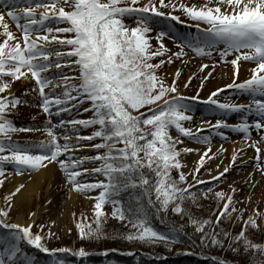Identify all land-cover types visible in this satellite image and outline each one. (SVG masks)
<instances>
[{
	"label": "snow or ice",
	"instance_id": "6c2138e0",
	"mask_svg": "<svg viewBox=\"0 0 264 264\" xmlns=\"http://www.w3.org/2000/svg\"><path fill=\"white\" fill-rule=\"evenodd\" d=\"M0 2L3 5V10H0V35L3 36L0 40V186L7 178L8 164L19 174L25 169L37 170L56 162L64 171L72 190L88 192L100 189L93 206L96 227L93 229L90 224L82 226L77 223L80 238H99L102 235L103 206L111 203L113 217L124 220L126 212L133 216L129 223L135 231L128 233L124 239L153 244L163 242L166 245L175 242L174 235L160 233L149 226L146 214L139 211V203L135 209H125L121 201L114 197L123 189L139 187L141 193L137 200L147 198L149 205L158 204L157 211L167 212L171 206L173 212L181 215L185 213V200L191 199L195 203L198 198L182 164V154L195 150L177 145L183 144L180 136L205 144H210L211 140L201 134V128L193 132L190 127L184 126V122L191 119L187 115L191 105L178 92L180 70L172 74L171 82L162 73L165 64L171 65L174 60L183 63L181 58L186 55L184 48L201 57H211L213 52H217L220 62L233 66V81L223 88L248 95L250 103H222L217 96L223 88H217L204 103L214 106V109L243 115L238 124L229 125L217 120L210 127L224 139L228 137L219 129L231 128L234 132L243 133L245 141L251 139L255 130L260 139L252 140L245 147L255 150L256 168L264 176V158L259 146L264 144V0H208V3L199 6L188 5L183 0L179 3L177 0H146L144 3L140 0ZM37 9L41 11L37 12ZM163 9L170 10L165 12ZM176 9L183 12L197 32L195 36L180 38L179 50L170 52L162 39L168 33L160 31L155 37L150 33L153 21L158 17L185 23L173 14ZM6 16L15 23L20 36L10 29ZM126 18L134 20L135 26L126 24ZM21 20L23 23H20ZM230 55L233 58L228 61L226 58ZM241 60L253 63L254 67L248 79L237 83ZM207 67V64H201L200 70ZM51 69L57 71L50 72ZM21 78H30L35 82L34 88L24 91L38 90L39 107L49 116L44 127L45 140L21 143L12 139V134L18 131L38 130L17 128L7 117V113L18 104L27 103L10 91L12 83ZM191 79L192 76L184 87ZM203 79H208V76ZM46 88L49 91L46 92ZM57 88L59 91H54ZM53 109L57 116L67 112L90 115L53 123L50 119ZM252 114L259 118L249 122L248 116ZM58 126L64 131H57ZM84 129L90 131L84 134ZM172 129L178 133L177 137L170 134ZM85 148L94 150L95 154L82 153L80 150ZM210 151L209 147L200 154L198 167L192 171L193 179L206 160L213 158L208 155ZM238 154H243V148L234 150L231 157L233 163ZM87 163H96L97 166L89 168L85 166ZM173 170L176 176L172 175ZM228 172L229 167H224L209 180L218 183ZM85 173L101 175L104 179L81 182ZM196 183L203 184L205 181L196 180ZM23 187L20 184L10 191L4 197L6 206L0 207V228L9 230V236L14 241L0 250V264H32L30 260H19V241H26L53 257L57 253L87 256L84 248L76 251L69 248L50 249L46 246V237L53 233L49 230L42 236L33 232L34 221L28 224L7 222L13 198ZM236 192L237 189L231 186L227 193L223 190L212 193L211 188L202 191L201 197L206 199L211 193L218 202L215 220L190 217L189 222L195 225V231L201 233L202 243L223 246V240L218 238L216 228L212 226L218 227L224 218L231 219L235 213L243 227L232 240L242 241L246 249L252 248L264 255V245L252 243L245 234L249 227L264 225V209L253 208L252 214L244 219L246 209L236 207L239 203L234 198ZM246 199L251 201V196ZM257 218L261 224H257ZM38 227L43 230L44 225ZM228 235V232L223 233L224 237ZM4 239L0 237V240ZM53 264L65 262L56 259ZM219 264L226 262L220 261Z\"/></svg>",
	"mask_w": 264,
	"mask_h": 264
},
{
	"label": "rangeland",
	"instance_id": "374dc122",
	"mask_svg": "<svg viewBox=\"0 0 264 264\" xmlns=\"http://www.w3.org/2000/svg\"><path fill=\"white\" fill-rule=\"evenodd\" d=\"M146 0H140V3H144ZM177 2H181V0H177ZM184 3L188 5L195 4L197 6L208 3V0H183ZM169 11L170 9H165ZM41 10H38V12ZM174 15H181L183 19H188L181 10L176 9L173 12ZM6 22L9 24L10 29L17 36H20L19 32L14 29V27L8 22L5 18ZM125 23L129 24L128 18L125 19ZM131 26H135V22L132 23ZM160 30L155 33V30L152 29L150 33L151 36L155 37ZM3 39V36L0 35V40ZM163 43L170 50V52H176L179 50V45L176 42L171 41L168 36H164ZM156 41L153 39V45H155ZM184 55L181 60H174V62L169 65L165 64L162 68V73L166 77L168 82H171L173 79V73L179 69L180 77L177 81L179 92L186 99L192 98L194 96H200L201 101H205L209 94L215 91L217 88H223L224 85L230 84L233 81V66L230 63L220 62V57L217 52H213L211 57H201L196 55L192 50L188 48H184ZM233 56H228L226 59L230 61ZM201 64H207L208 67L200 70ZM240 68L238 75L236 77V82L239 83L243 79L241 77L242 71L245 69L247 75H250V70L254 67V64L247 63L245 61H239ZM241 68L243 70H241ZM56 69H51L50 72H56ZM67 71V69H65ZM211 73V75H209ZM74 75L75 73H70ZM195 74V75H193ZM192 76L191 82L187 87H184L185 82L188 78ZM204 76H208V79L204 80ZM249 78V77H248ZM201 81H203V86L201 87ZM35 82L32 79H24L14 81L12 83V88L15 89V92L22 93L25 100L31 102V106L27 103H20L10 112H8L7 117L9 119H13L12 122L17 128H28V129H38L34 131H18L12 134V139L15 135H19L18 139L20 141H41L45 140L47 137L44 132V127L49 120L48 114H43L42 110L36 107L40 101L39 93L31 90L25 93V89L34 88ZM54 91H59V88L54 89ZM14 93V90H11ZM217 98L222 103H242L243 99H238L235 95V92L232 89L223 88L222 93H218ZM233 100V101H232ZM197 101V100H196ZM186 103H189L187 100ZM206 104V103H205ZM87 106V105H85ZM208 107L211 108L210 105ZM208 110V109H206ZM212 111V109H210ZM209 111V110H208ZM89 116L90 113H87ZM191 117L189 121L184 122L185 127H190L192 131H195L197 128H208L209 131L203 133L202 135H207L210 137L211 143L205 144L196 142L183 136L179 138L183 141V144L179 147H189L194 149L195 151L182 154V164L184 165L183 171L187 174V179L192 180L193 175L192 171L198 167V160L201 153L204 152L206 148H211V151L208 153L209 156L213 158L211 160H206L204 167L200 169V172L196 175V177H200L204 170L208 169L210 171H221L224 167H229V172L225 174L224 177L221 178V184L216 188V191L223 190L224 192L230 191L231 188L237 189V192L234 194V198L239 201L236 204V207L245 208L244 217L246 213H252L253 208L264 209V176H261L260 172L256 168V160H255V150L251 147H245L246 144H251L252 140H259V135L254 136L250 140L245 141L238 132H234L231 128H221L219 131H223L228 139L222 138L217 134L216 131L213 130L210 125H215L217 120H223L229 125H233L236 123L237 119L230 115L229 112H225L224 114H219L220 118L213 119L211 116H203L198 117L197 115H192L189 112L187 113ZM55 110L53 109V115L50 117L53 123H56ZM77 118V117H73ZM84 134H86L90 129L82 130ZM171 135L174 137L178 136V133L173 129L170 130ZM40 139V140H39ZM98 142V141H97ZM63 143V142H61ZM262 148L261 157L264 158V144L259 145ZM243 148V154H238L237 160L233 163L231 157L233 155L234 150ZM82 153L88 155H94V150L85 148L80 150ZM55 166L54 169V180L52 183L49 180H46L44 185L40 188H36L34 191V195L31 197L30 201L25 203L15 204V195L13 198L12 208L9 211V215L7 218V222H12L16 219L19 213H24L27 219H30L32 216L29 213H36L37 206H46L47 210L41 214V216L34 221L33 230L35 232H39L42 236H44L49 230L53 233V235L46 237V246L48 247H62V246H75V241L78 240L81 243L92 242L96 238H87L81 239L79 235V231L76 227L77 223H81L83 225L90 224L94 229L95 225V215L93 206L94 203H86L83 199V195L86 192H76L71 189V186L67 183L66 175L64 171L61 170L60 166L56 162H52ZM219 165V169L217 168ZM86 167L92 168L97 166L96 163H87ZM8 172L5 173L7 177L4 181L3 185L0 186V207H5L4 197L10 192L13 191L18 185L25 183H15L13 180L14 177L19 175L27 176L30 172L23 171L19 174L15 173V171L9 166ZM251 174V175H250ZM80 179V178H78ZM96 179H104L101 175H92L85 173L82 176L81 182H90ZM13 180V181H12ZM31 180V179H30ZM47 188H49L50 192L47 193ZM98 190V189H94ZM91 190V191H94ZM215 191V192H216ZM74 192L78 195L77 198L73 199L72 205L69 204L68 199L71 194ZM251 196V201H248L246 197ZM199 203V202H198ZM205 203H209V205H215L217 209V200L213 195H209L208 199ZM82 204L81 206H78ZM222 204V202H221ZM220 204V205H221ZM84 205V206H83ZM200 208L205 209L203 205L199 206ZM198 207V208H199ZM111 208V207H109ZM108 208V209H109ZM236 214L234 213L232 218L237 220ZM243 217V218H244ZM246 219V218H244ZM54 221V223H52ZM33 222V221H32ZM19 223V222H18ZM44 225L43 230H41L38 225ZM257 224H261V220L258 218ZM120 225V224H117ZM114 231V227H111L104 217L102 219L101 231L110 229ZM237 228V226H236ZM235 228V230H236ZM117 229L123 231V227L118 226ZM252 228H247L246 233L249 239H253L254 242H258L255 238V233L251 230ZM237 230H239L237 228ZM255 230L260 231L263 237L261 240L264 242V225L259 228H255ZM104 233H107L103 231ZM234 233V232H233ZM255 236V237H254ZM5 238L2 240L4 243L7 239V235L4 234ZM21 249V253L19 255V260L21 262L25 260H30L32 263L38 261L39 256H33L32 252L26 248V246L17 242ZM103 245H106L105 243ZM136 246H133L134 248ZM181 251H183L184 247H179ZM2 250V249H0ZM205 251V250H204ZM222 255V253H220Z\"/></svg>",
	"mask_w": 264,
	"mask_h": 264
},
{
	"label": "trees",
	"instance_id": "16d2710c",
	"mask_svg": "<svg viewBox=\"0 0 264 264\" xmlns=\"http://www.w3.org/2000/svg\"><path fill=\"white\" fill-rule=\"evenodd\" d=\"M172 175L176 176L174 171ZM193 186L192 191L197 194L198 198L195 203L191 199L185 200L183 204L185 213L183 215L173 212L171 206L167 212L157 211L159 207L158 204L155 206L149 205L147 203V198L137 200V197L141 193L139 187L123 189L114 197V199L121 201V205L125 209H135L136 205L139 203L141 205L139 211L146 214L149 226L160 233L174 235L176 237L175 242H172L170 245H166L163 242L153 244L124 239L128 233L135 231L129 223V221L133 219V216L126 212L127 218L121 220L113 217L111 212H105L104 220H106L111 227H114V231H112L111 228L103 230L107 233L101 231L102 235L92 242L81 243L76 240L75 249H85L88 253L87 257L89 259V264H154L155 259L170 255L177 247L182 246H187L196 253L195 255L183 256L182 260L186 264H219L220 261H224L226 264H264V255H261L255 249H246L242 241L232 240V237L238 234L243 227L242 222L234 220L233 218H224L218 227L216 225L212 226L216 228L218 238L223 240V246L219 244L213 245L209 242H201V233L195 231V225L189 222V218L191 217V219L195 220L211 218L215 220L214 213L216 211V206L205 203L208 198L205 199L200 196V193L207 188H211L212 193H214L215 182L193 184ZM209 195L213 194L210 193ZM153 201L155 203L154 195ZM201 205H203L205 209L200 208L199 206ZM220 206H222V204ZM245 215L244 218L247 219L250 213H246ZM118 226L123 227V231L117 229ZM236 226L239 230H237ZM251 230L255 233L256 237H254L258 242H254V240L249 239V237L248 239L254 244L264 245V242L261 240V237H263L262 233L255 230V228ZM224 232H228L229 235L224 237ZM104 243L106 245H103ZM133 246H139L141 251L130 255L122 254V252H125ZM220 253H222V255ZM103 258L106 259L104 263L101 262Z\"/></svg>",
	"mask_w": 264,
	"mask_h": 264
},
{
	"label": "bare ground",
	"instance_id": "6f19581e",
	"mask_svg": "<svg viewBox=\"0 0 264 264\" xmlns=\"http://www.w3.org/2000/svg\"><path fill=\"white\" fill-rule=\"evenodd\" d=\"M241 70H243L241 68ZM54 169L55 166L53 163H48L46 167H41L37 169L32 174H28L27 176L25 175H19L13 178L15 183H25L24 187L21 189L19 193L15 196V204L19 203H25L27 201L31 200V197L34 195L35 189L38 187L40 188L41 186L44 185L46 180H49L52 183L54 178ZM216 171H210V170H205L201 176L202 179H209L210 176H215ZM31 179V180H30ZM12 180V181H13ZM47 193L50 192L49 188H47ZM99 192H93L91 194L86 193L83 199L85 200L84 202L86 203H94L95 197L98 195ZM78 195L74 192H71L68 202L70 205L73 203V199L77 198ZM47 210L46 206H37V210L35 215H33L30 219L26 218V215L24 213H19V215L16 217L14 222L16 223H21V224H28L32 221H36L42 213H44Z\"/></svg>",
	"mask_w": 264,
	"mask_h": 264
}]
</instances>
